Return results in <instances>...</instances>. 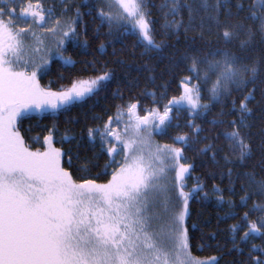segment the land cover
Returning <instances> with one entry per match:
<instances>
[{"label": "snow or ice", "instance_id": "1", "mask_svg": "<svg viewBox=\"0 0 264 264\" xmlns=\"http://www.w3.org/2000/svg\"><path fill=\"white\" fill-rule=\"evenodd\" d=\"M67 4L68 0H63V13L58 17L55 7L46 6L44 0H0V264H217L215 257L201 259L191 251L186 225L189 199L202 188L197 185L191 193L184 190L185 176L192 168L181 163L186 159L184 147L153 139L171 126L173 109L186 111L192 118L188 127L197 139L190 141L188 135L174 138L176 143L191 147L203 131L195 119L215 105L223 106L219 117L210 123L219 129L215 140L223 141L218 151L224 153L229 192L235 194L239 184L244 193L240 206L248 208L242 222L230 226L233 245L238 248L239 243L256 236L264 238V174L240 171L252 156L245 130L250 127L252 113L248 102L254 96L248 92L239 104L232 98L234 92L243 93L249 84H255L261 69L259 63H246L227 47L235 42L244 50L257 34L264 40V0H247V5L245 0H237L235 13L231 0H162L159 10L165 33L182 27L190 30L203 11L206 17H199L201 28L206 18L214 21L226 47L185 57L192 75L183 78L181 94L163 103L162 111L161 102L151 93L158 106L143 109L145 114L141 115L139 101L130 102L117 106L115 115L102 127L87 130L89 139L94 142L98 138L109 157L105 174L109 168L112 171L106 183L97 182L100 174L95 178L81 176L79 182L74 179L64 167L66 153L55 146L53 131L43 137V150H32L18 126L30 113L55 114L66 109L110 79L108 73L77 79L59 91L41 86L40 76L49 71L54 60L65 66L75 64L71 55H65L69 45L87 47V40L82 42L77 31L81 13L77 8L75 18L67 16ZM102 4L98 11L101 23L137 34L147 51L160 48L146 0H102ZM222 6L228 8L225 22L220 20ZM184 9L188 12L187 26L183 23ZM244 12L247 15H241ZM201 80H211L207 103L201 95ZM229 102L231 108L226 107ZM227 116L235 118L227 120ZM71 139L62 135L60 143ZM214 149L217 144L210 143L200 151L212 152L213 161L219 163ZM67 162L71 166V155ZM77 171L86 173L89 169ZM169 172L175 174L171 190L165 183ZM173 190L175 204L169 195ZM213 190L223 191L218 187ZM219 201L224 202L223 195ZM228 203L230 210L225 216L235 218L236 205L231 200ZM240 231L243 236H238ZM251 248L264 254V247L252 244ZM250 264H264V258H251L250 253Z\"/></svg>", "mask_w": 264, "mask_h": 264}, {"label": "trees", "instance_id": "2", "mask_svg": "<svg viewBox=\"0 0 264 264\" xmlns=\"http://www.w3.org/2000/svg\"><path fill=\"white\" fill-rule=\"evenodd\" d=\"M35 2V0H34ZM46 6L55 7L57 16L63 13L61 4L63 0H44ZM147 10L151 13L150 20L155 21L154 39L160 44L158 50L147 51L145 42L137 34L126 32L122 28H109L107 23H101L98 11L103 7L102 0H68L69 9L67 16L75 18L76 9H79L81 16L77 23V31L80 33L81 41L87 40L86 48L68 46L65 55H71L75 64L65 66L59 59L54 60L49 65V71L40 76L42 87L59 91L62 88L71 86L77 79H89L102 76L108 73L110 79L102 81L98 89L82 100L74 101L53 114L30 113L18 121L21 134L26 143L36 150H43V137L49 131H53L54 144L62 148L66 153L64 167L72 172L73 178L79 179L81 176L95 178L100 174L98 183H106L111 178L112 169H107L105 174V164L109 157L102 151L99 139L91 141L87 135L89 128L102 127L110 115H115L117 106L139 101L141 115L145 114L143 109L152 108L158 105L153 103L151 93H155V99L162 104L167 103L173 96L181 94L180 83L185 76L192 75L188 71L189 61L185 57L192 55H204L209 51L225 48L223 40L220 38L219 30L215 22L204 21L201 28L200 16L206 14L201 11L188 31L184 28L170 30L167 33L162 29L163 16L159 10L162 0H146ZM237 0H231V10L235 13ZM247 5V0H245ZM105 11H108L105 8ZM221 22L226 21L224 13L227 7H221ZM241 15H247V12ZM183 23L188 25V12L182 11ZM171 19V17H169ZM179 19V17H177ZM203 33V35H202ZM103 45V51H101ZM234 53L241 56L246 63H259L261 69L255 84H249L245 92H234L233 99L239 104L240 100L248 92H252L254 99L248 102L252 113L248 119L249 128L245 130L246 139L251 144L252 156L246 162V167L240 171H254L258 175L264 174V40L257 34L248 46L241 50L237 43L227 46ZM214 79V77L212 78ZM196 82L193 77V83ZM211 87V80L208 83L200 81L201 95L205 103L209 102L208 89ZM254 89V91H253ZM221 105H215L210 112L203 117L195 119V123L200 125L203 131L199 134L198 143H192L191 147L176 143L175 137L188 135L190 141L197 137L194 130L188 127L192 118L186 111L179 113L173 109V120L164 134L155 135L154 141L159 144H174L177 147H184V157L181 163L191 164L192 168L185 176L184 190L192 192L199 185L202 191H198L189 199V217L186 225L189 231V242L192 254L201 259L215 257L217 264H250L251 258H264L259 249L252 251L251 245L256 244L264 247V238L256 236L247 243H239V247L233 245V234L230 226L241 223V217L248 208L240 206V196L244 193L240 191L239 184L236 185L235 194L229 192L230 182L227 176V169L222 160L223 152L218 149L223 146V141H216L215 137L219 129H214L211 121L219 117L222 110ZM231 108V103L226 105ZM235 116H227L225 119L231 120ZM67 135L72 137L71 142L60 143V137ZM39 137L36 141L33 138ZM216 143V161L212 159V152L203 153L206 144ZM226 151V150H225ZM68 155H71L72 164L67 162ZM117 160L121 157L117 156ZM86 167L89 172H78L77 169ZM228 167H231L229 165ZM172 176L166 178L165 183L171 190L174 188V172ZM171 173L169 175H171ZM235 179V176H233ZM214 187L222 189V192H214ZM176 201V191H170ZM207 194V195H206ZM223 195L224 202L219 201V196ZM231 200L235 205V218H228L225 213L229 212ZM249 202V208L251 204ZM250 216L253 220L255 216ZM195 225V227H193ZM247 229L245 228L244 231ZM243 236V231L238 233Z\"/></svg>", "mask_w": 264, "mask_h": 264}, {"label": "rangeland", "instance_id": "3", "mask_svg": "<svg viewBox=\"0 0 264 264\" xmlns=\"http://www.w3.org/2000/svg\"><path fill=\"white\" fill-rule=\"evenodd\" d=\"M33 113H36V112H33ZM170 173H171V172L168 173L167 178L170 177V176H172V173H171V175H169ZM169 195H170V197H171V200H172L173 204H175L176 201H175V199H174V197H173V194L171 195V192H169Z\"/></svg>", "mask_w": 264, "mask_h": 264}]
</instances>
